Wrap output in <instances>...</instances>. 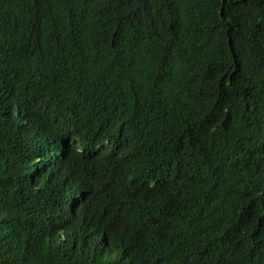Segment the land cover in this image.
Masks as SVG:
<instances>
[{"label":"trees","instance_id":"obj_1","mask_svg":"<svg viewBox=\"0 0 264 264\" xmlns=\"http://www.w3.org/2000/svg\"><path fill=\"white\" fill-rule=\"evenodd\" d=\"M0 264H264V0H0Z\"/></svg>","mask_w":264,"mask_h":264},{"label":"water","instance_id":"obj_2","mask_svg":"<svg viewBox=\"0 0 264 264\" xmlns=\"http://www.w3.org/2000/svg\"><path fill=\"white\" fill-rule=\"evenodd\" d=\"M230 120H231V116L228 115V117H227L226 120L224 121V126H225L226 129H228L229 126H230Z\"/></svg>","mask_w":264,"mask_h":264}]
</instances>
